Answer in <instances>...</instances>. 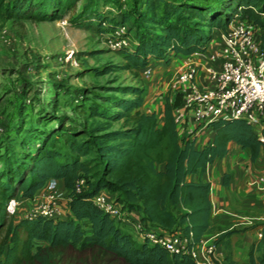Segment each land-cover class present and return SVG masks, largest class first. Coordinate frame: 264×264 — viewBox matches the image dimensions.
<instances>
[{
	"label": "trees",
	"instance_id": "obj_1",
	"mask_svg": "<svg viewBox=\"0 0 264 264\" xmlns=\"http://www.w3.org/2000/svg\"><path fill=\"white\" fill-rule=\"evenodd\" d=\"M77 1L8 0L3 10L13 20H56L74 9ZM133 2L132 8L123 9L122 0H84L69 18V23L84 28L94 21L97 30L104 32L132 17L123 33L132 35L131 42L118 49L124 62L89 68L97 74L144 67L152 59L168 60L177 53L204 51L213 30L225 29L236 16L251 22L264 43V0H144L142 8L137 7L138 0ZM86 91L82 89L74 98V111L82 120L56 114L57 108L40 109L29 120L33 102L28 99L26 104L23 99L14 134L6 133L0 141V264H52L42 248L35 246L36 240L51 246H99L126 264H195L187 253L138 241L90 197L101 188L114 191L123 208L142 212V220L198 241L209 225L210 182L187 176L205 171L233 143L248 147L254 160L264 147V124L256 131L243 118L215 119L209 123L213 138L197 149L195 129L180 135L168 97L163 122L158 124L154 111L141 110L145 93L141 85H116L99 94L113 109L96 102L85 106ZM92 117L102 120L88 123ZM113 121L119 126L112 127ZM156 163H163V168ZM80 176L87 187L77 192L74 184ZM50 178L63 179L68 188L66 214L56 219L42 215L12 218L9 200L32 197ZM169 203H180L185 210L173 211ZM252 227L259 228L261 235L250 248L246 264H264V221ZM254 247L262 249L261 253L254 254ZM215 264L220 263L216 260ZM225 264L240 263L226 257Z\"/></svg>",
	"mask_w": 264,
	"mask_h": 264
},
{
	"label": "rangeland",
	"instance_id": "obj_2",
	"mask_svg": "<svg viewBox=\"0 0 264 264\" xmlns=\"http://www.w3.org/2000/svg\"><path fill=\"white\" fill-rule=\"evenodd\" d=\"M6 1L8 0H0V141L6 133L14 134V128L20 120L18 106L25 98L26 104L28 99L33 102L29 120L34 119L37 112L43 108L49 111L57 108L56 114L62 113L82 120L74 111V98L82 89L87 90L85 106L96 102L100 106L113 109L99 97V94L105 93V89L123 84H138L144 87L141 71L115 68L97 74L89 69L104 64H121L124 58L121 51L107 48L94 21L89 28L69 23V18L84 0H78L75 8L62 18L44 21L7 18L3 10ZM133 1L122 0L123 9L132 8ZM143 2L144 0H138L137 7L142 8ZM63 19L66 20L64 25L61 23ZM131 19L132 17L127 23L130 24ZM261 32L260 28V34ZM67 49L74 51L79 61L77 66L59 60L58 56ZM168 78L169 75L164 77V80ZM109 92L121 95L118 91ZM81 101L83 100L79 102ZM96 120L102 119L92 117L88 118L87 122ZM111 126L117 127L119 122L113 121ZM254 129L258 130L256 126ZM172 209L177 211L176 208ZM11 216L18 218V214ZM2 234L3 231H0V237ZM36 245L50 257L52 264H126L99 246H51L45 241L37 240Z\"/></svg>",
	"mask_w": 264,
	"mask_h": 264
},
{
	"label": "crops",
	"instance_id": "obj_3",
	"mask_svg": "<svg viewBox=\"0 0 264 264\" xmlns=\"http://www.w3.org/2000/svg\"><path fill=\"white\" fill-rule=\"evenodd\" d=\"M239 18L243 19V16ZM223 31L224 29L213 30V37L204 51H195L189 54L177 53L168 60L152 59L149 64L144 66L150 67L149 76L143 74L144 67L135 68L134 70L141 71V75L144 77L145 93L141 110L144 112L154 111L158 124H161L164 119L163 109L167 97L172 100L177 91L185 92L187 90V85L178 82L176 75L179 70L189 64L197 65L199 85L202 88L208 87L210 83L207 78L206 66H219L228 55L227 47L223 41ZM167 75L169 78L164 80ZM173 114L180 135H187L195 129V148H202L208 140L213 138L214 130L210 124L196 126L191 114V107L182 104L173 109ZM259 129L260 127L256 131ZM163 166V163H156V167L159 169H162ZM225 174L226 182L224 181ZM187 177L196 181L210 182L209 225L200 239L214 241L216 260L220 264H225L226 257L240 264L248 263L249 250L261 235L260 229L252 226L264 221V147L259 149L256 158L252 160L251 150L248 147L233 143L224 156L216 157L209 162L205 171L191 173ZM52 182L51 179L45 181L32 197H17L19 201L17 211L19 209L23 211L38 203L41 200V191L51 188ZM54 183L66 198L68 188L63 179L55 178ZM108 191L111 197L116 198V192ZM65 198L62 200V205L67 210ZM169 206L171 209L185 210L180 203H169ZM128 213L132 219L141 220L149 227L164 233L169 232V229L156 223L142 220V212L137 208L129 209ZM126 227L124 229L130 232L134 238L138 241L142 240L130 226ZM226 230L232 231L222 234ZM261 251L262 249L255 248L254 254H260Z\"/></svg>",
	"mask_w": 264,
	"mask_h": 264
},
{
	"label": "built area",
	"instance_id": "obj_4",
	"mask_svg": "<svg viewBox=\"0 0 264 264\" xmlns=\"http://www.w3.org/2000/svg\"><path fill=\"white\" fill-rule=\"evenodd\" d=\"M239 17L233 18L223 31L228 55L219 66H206L210 83L208 87L202 88L199 85L198 68L194 63L177 72L178 82L187 85L180 105L191 107L197 127L205 126L218 118H243L257 128L264 124V43L254 25ZM61 23L64 25L66 20H61ZM102 25L107 26V22L103 21ZM127 26V23H123L104 32L100 31L107 48L118 50L130 44L131 34H123ZM58 57L62 63L71 66L79 64L72 49L65 50ZM150 71V67H144L142 70L145 76H149ZM50 179L53 181L52 187L41 191V200L19 213L18 198H11L7 204L10 214H18L19 218L38 215L54 219L63 217L66 214L62 205L65 196L56 187L55 178ZM86 187L87 181L83 176L75 180V191H82ZM90 198L96 207L107 212L122 226H130L142 240L162 246L169 252L187 253L195 264H215L214 241H192L182 232L164 233L149 227L141 220H134L128 210L109 195L108 189L101 188Z\"/></svg>",
	"mask_w": 264,
	"mask_h": 264
},
{
	"label": "water",
	"instance_id": "obj_5",
	"mask_svg": "<svg viewBox=\"0 0 264 264\" xmlns=\"http://www.w3.org/2000/svg\"><path fill=\"white\" fill-rule=\"evenodd\" d=\"M183 91H177L172 99L173 108L178 107L182 102Z\"/></svg>",
	"mask_w": 264,
	"mask_h": 264
}]
</instances>
